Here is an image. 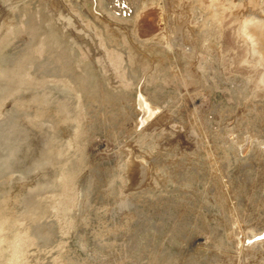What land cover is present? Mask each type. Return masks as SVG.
Wrapping results in <instances>:
<instances>
[{
	"label": "rangeland",
	"instance_id": "obj_1",
	"mask_svg": "<svg viewBox=\"0 0 264 264\" xmlns=\"http://www.w3.org/2000/svg\"><path fill=\"white\" fill-rule=\"evenodd\" d=\"M0 264H264V0H0Z\"/></svg>",
	"mask_w": 264,
	"mask_h": 264
},
{
	"label": "bare ground",
	"instance_id": "obj_2",
	"mask_svg": "<svg viewBox=\"0 0 264 264\" xmlns=\"http://www.w3.org/2000/svg\"><path fill=\"white\" fill-rule=\"evenodd\" d=\"M249 15V14H248ZM247 36V35H246ZM249 37V36H248ZM262 37V36H261ZM258 61V60H257ZM263 257V256H262Z\"/></svg>",
	"mask_w": 264,
	"mask_h": 264
}]
</instances>
